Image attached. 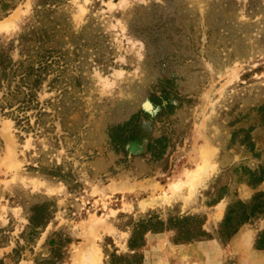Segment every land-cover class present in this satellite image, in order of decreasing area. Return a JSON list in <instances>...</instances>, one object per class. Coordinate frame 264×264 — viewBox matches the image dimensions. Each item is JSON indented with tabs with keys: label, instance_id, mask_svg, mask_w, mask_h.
Masks as SVG:
<instances>
[{
	"label": "rangeland",
	"instance_id": "374dc122",
	"mask_svg": "<svg viewBox=\"0 0 264 264\" xmlns=\"http://www.w3.org/2000/svg\"><path fill=\"white\" fill-rule=\"evenodd\" d=\"M0 264H264V0H0Z\"/></svg>",
	"mask_w": 264,
	"mask_h": 264
},
{
	"label": "trees",
	"instance_id": "16d2710c",
	"mask_svg": "<svg viewBox=\"0 0 264 264\" xmlns=\"http://www.w3.org/2000/svg\"><path fill=\"white\" fill-rule=\"evenodd\" d=\"M139 225H140V224H139ZM141 225H142V223H141ZM139 230H141V228H140V229H137L138 232H139ZM137 231H136V232H137ZM193 237H194V236H193ZM191 238H192V237H191ZM188 239H190V237H189ZM141 244H143L142 241L139 242V243H135V244L132 242V243H130V246H131L132 248H134V247H137V246H139V245H141Z\"/></svg>",
	"mask_w": 264,
	"mask_h": 264
},
{
	"label": "bare ground",
	"instance_id": "6f19581e",
	"mask_svg": "<svg viewBox=\"0 0 264 264\" xmlns=\"http://www.w3.org/2000/svg\"><path fill=\"white\" fill-rule=\"evenodd\" d=\"M190 173H192V171L190 172ZM190 177V176H189ZM203 177V176H202ZM188 178V177H187ZM191 182H193V181H191ZM190 183V182H189Z\"/></svg>",
	"mask_w": 264,
	"mask_h": 264
}]
</instances>
